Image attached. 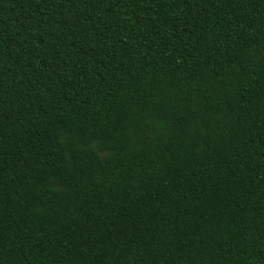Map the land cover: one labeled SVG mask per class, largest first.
Segmentation results:
<instances>
[{"label":"trees","instance_id":"obj_1","mask_svg":"<svg viewBox=\"0 0 264 264\" xmlns=\"http://www.w3.org/2000/svg\"><path fill=\"white\" fill-rule=\"evenodd\" d=\"M0 264H264V0H0Z\"/></svg>","mask_w":264,"mask_h":264}]
</instances>
